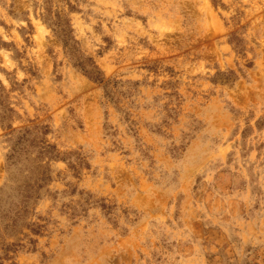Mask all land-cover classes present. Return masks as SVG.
Listing matches in <instances>:
<instances>
[{
  "label": "rangeland",
  "instance_id": "rangeland-1",
  "mask_svg": "<svg viewBox=\"0 0 264 264\" xmlns=\"http://www.w3.org/2000/svg\"><path fill=\"white\" fill-rule=\"evenodd\" d=\"M0 264H264V0H0Z\"/></svg>",
  "mask_w": 264,
  "mask_h": 264
},
{
  "label": "trees",
  "instance_id": "trees-1",
  "mask_svg": "<svg viewBox=\"0 0 264 264\" xmlns=\"http://www.w3.org/2000/svg\"><path fill=\"white\" fill-rule=\"evenodd\" d=\"M98 69V68H97ZM98 72V71H97Z\"/></svg>",
  "mask_w": 264,
  "mask_h": 264
}]
</instances>
